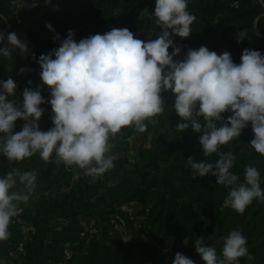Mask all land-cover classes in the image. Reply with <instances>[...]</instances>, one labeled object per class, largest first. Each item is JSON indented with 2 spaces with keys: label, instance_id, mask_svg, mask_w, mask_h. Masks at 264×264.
<instances>
[{
  "label": "trees",
  "instance_id": "trees-1",
  "mask_svg": "<svg viewBox=\"0 0 264 264\" xmlns=\"http://www.w3.org/2000/svg\"><path fill=\"white\" fill-rule=\"evenodd\" d=\"M21 1L23 24L15 26L8 0H0V32L7 23L9 30L5 35L22 33L33 47L46 54L60 46L69 30L75 33L77 42L112 28H128L143 41L154 40L161 32L151 14L155 9L152 0H51L49 4L45 0ZM187 4V10L196 19L188 38L173 37L181 48L175 60H182L189 48L201 46L217 54L229 52L236 64L241 62L246 48L264 55V0H187ZM48 24L54 31L46 27ZM242 30H246L247 37L238 42L236 35ZM57 34L59 38L55 39ZM14 50L11 58L0 56V80L11 77L18 83V90L24 91L30 86L28 81H33L28 73L32 61L26 60L18 48ZM21 68L27 71L21 73ZM162 95L165 110L154 118V125L146 121L143 132L134 126L124 127L114 136L115 141L131 138L134 163L114 161V167L100 175L102 181L89 183L76 176L74 165L66 166L58 161L55 153L47 162L39 153L20 162L8 161L0 154V176L13 168L36 173L30 193L19 183L12 189L29 195L26 203L18 204L21 214L15 227H11L22 226L25 230L19 240L13 238L8 245L3 243L0 248L3 254L13 252L16 264H173L179 252L195 264H205L196 253L194 241L205 237V243L216 249L221 260V237L238 229L246 237V247L254 257L252 261L240 258L238 264H264V201L254 200L239 214L223 207L230 189L216 184V177L208 174L193 179V170L187 163L189 156L197 162L212 163L218 157L203 156L199 145L202 133L190 128L183 132L176 130L181 118L174 110V97L169 92ZM10 99L19 103L23 96H18L16 91ZM42 108L45 112L38 124L41 131H47L54 126L53 113L51 107ZM231 114L222 115L226 120ZM23 123L19 119L15 122L14 133L22 130ZM253 138L249 123L239 137L221 146L219 151L234 154L230 171L238 175L237 184L244 182V169L254 166L261 174L260 186L264 190V155L251 147ZM129 204L141 207L139 232L135 230V220L122 211ZM91 221L98 227L88 232L86 225ZM116 226L121 229L116 231ZM50 236L53 243L49 245L58 250L53 261L47 258ZM185 238L189 241L187 245L183 243ZM19 244L23 247L22 256L16 250ZM65 248L69 249L66 259Z\"/></svg>",
  "mask_w": 264,
  "mask_h": 264
},
{
  "label": "clouds",
  "instance_id": "clouds-1",
  "mask_svg": "<svg viewBox=\"0 0 264 264\" xmlns=\"http://www.w3.org/2000/svg\"><path fill=\"white\" fill-rule=\"evenodd\" d=\"M50 2L45 0V4ZM187 9V0H155L151 14L161 32L149 41L136 38L128 28H112L77 42L69 30L58 48L37 61L42 84L50 93L48 100L39 86L35 90L26 87L22 102L17 103L10 99L15 97L16 82L11 77L0 81V154L8 161L20 162L39 153L47 162L55 153L66 166L75 165L86 175L100 176L114 167L116 158L108 155L110 137L128 126L145 131L146 121L165 110L162 93L171 92L174 110L181 118L176 130L190 128L202 133L199 145L203 156L218 157L212 163L197 162L189 156L193 179L208 174L216 177V184L230 189L223 207L239 214L254 200L264 201L259 170L247 166L244 182L237 184L238 175L230 171L234 154L219 151L250 123L254 134L250 145L264 155V55L246 48L236 64L229 52L217 54L201 46L189 48L182 60H175L181 48L173 37L188 38L196 19ZM46 27L54 31L51 24ZM246 37V30L236 35L238 42ZM54 38L58 39V34ZM12 48H18L22 55L28 52L27 44L15 32L7 33L6 42L5 33L0 32V56L11 58ZM45 103L51 106L54 126L41 131L38 122ZM225 112L232 113L226 120ZM18 119L24 123L22 130L14 133ZM35 181L34 171L18 168L0 176V240L9 237V225L20 211L18 204L29 199L27 193L12 189L19 183L30 193ZM221 239L223 260H218L216 249L205 243V237L194 241L196 253L205 264H238L243 257L254 260L240 230ZM188 242V238L183 241L185 245ZM173 264L195 262L178 252Z\"/></svg>",
  "mask_w": 264,
  "mask_h": 264
},
{
  "label": "rangeland",
  "instance_id": "rangeland-1",
  "mask_svg": "<svg viewBox=\"0 0 264 264\" xmlns=\"http://www.w3.org/2000/svg\"><path fill=\"white\" fill-rule=\"evenodd\" d=\"M152 1H154V3H155V0H152ZM18 38L21 41L25 40V38H22V37H18ZM25 43L27 45L29 44L26 41H25ZM30 49H31V47H30ZM28 50H29V48H28ZM25 55L26 54H24V56ZM26 58H27V56L25 57V59ZM169 95H172L174 97V94H172L171 92H169ZM48 99H50V95L47 98H45V100H48ZM41 106L42 107H51L50 104H47V103L42 104ZM148 123L150 125H154L156 123V121L153 118L150 122L148 121ZM150 137H151L150 134H148L147 140H149ZM109 144L111 145V148H110V152L108 153V155L115 156V158H116L115 161L116 162L119 161V160H122V161L126 160L127 163H130V164L134 163V153H133V151L131 149V147H132L131 138L128 139V140L118 139L117 141H115L114 137H110ZM126 165L127 164H125L124 166H126ZM74 174L76 176L83 177V179H85L89 183H93L96 180L102 181L101 176H95L94 177V176L86 175L85 174V170L80 169L79 167H77L75 165H74ZM111 182H113V181H111ZM111 182H109L108 184H111ZM140 210H141V207L139 205H137V204H129V205H124L122 207V211L127 212L129 214V216L132 217L135 220V222H136L135 223L136 232H139V230H140V226L138 224V221L140 220V218L138 216V213L140 212ZM11 227H15V226L14 225H9V229H8L9 233L13 232L14 228H11ZM93 227H95V228L98 227V224H96V222H94V221H91L88 225H86V231L93 232V230H92ZM115 229L117 231V230H120L121 228L119 226H116ZM122 236H123L124 240H127V238H128L127 236H125L124 234H122ZM10 237H8L7 239H4V240H0V248H1V246H3V243L5 245L9 244L8 241L13 239V238H10ZM141 237H142V239H145V235H141ZM17 240H19V239H17ZM17 240H15V241H17ZM50 243H53L52 236H50L49 243H47V245H48V247H47V258H49L50 261H53L54 259L53 260H51V259H52V256L54 254L50 255V251H49V249H51L53 245H49ZM223 259H224V257L221 260H223ZM14 262H15V260H14V257H13V252H10V254L8 255V254H3L2 250H0V264H16ZM225 264H227V261H225Z\"/></svg>",
  "mask_w": 264,
  "mask_h": 264
},
{
  "label": "built area",
  "instance_id": "built-area-1",
  "mask_svg": "<svg viewBox=\"0 0 264 264\" xmlns=\"http://www.w3.org/2000/svg\"><path fill=\"white\" fill-rule=\"evenodd\" d=\"M8 5L10 6V9H11L10 18H11L13 25H15V26L16 25H22L23 24V21H22L23 2L21 0H8ZM5 24L6 25L2 29L1 32L6 34V31L9 30V24H7V23H5ZM18 36L25 38V36L22 33H18ZM5 39H6V35H5ZM13 52H14V50L11 51V54H13ZM37 59H39V58L37 57L35 60H31L32 63L28 67V73L33 78V81L29 87H31L33 90H35L37 88V86H39V88L41 90V94L44 96V98H47L50 95V93H49L47 86L43 85L42 81L40 79V67H39V64L37 62L38 61ZM16 84H17L16 91L18 92V96H23L22 95L23 91H19L18 90V83L16 82ZM20 214H21V210L19 211V214L17 216L12 218L10 225L16 224V220L20 216ZM16 250H17V253L19 255H21V256L23 255L22 244H19L17 246ZM63 256L65 259L69 257V249L68 248H65L63 250ZM46 264H63V263L62 262H57V263L47 262Z\"/></svg>",
  "mask_w": 264,
  "mask_h": 264
},
{
  "label": "crops",
  "instance_id": "crops-1",
  "mask_svg": "<svg viewBox=\"0 0 264 264\" xmlns=\"http://www.w3.org/2000/svg\"><path fill=\"white\" fill-rule=\"evenodd\" d=\"M25 41L29 43L28 44L29 46L27 45L28 48H29V50H28L27 53H25L26 54L25 56H24V54L23 55L21 54V55L24 58L27 56V58H26L27 60H35L37 57L39 58L42 54H46L44 51L36 48L35 46L33 47L32 44L27 39H25L22 42L25 43ZM9 47H11V46L9 45ZM30 47H31V49H30ZM12 50H14V49L12 48ZM37 60H39V59H37ZM24 230H25L24 227L18 226V227H16V228L13 229V232L10 233L9 237L11 236L10 238L20 239L23 236ZM49 251H50V255H53L54 254L52 256V259L51 260H53V259L55 260L56 259V255L58 253V250L54 249V246H52V248L49 249Z\"/></svg>",
  "mask_w": 264,
  "mask_h": 264
}]
</instances>
